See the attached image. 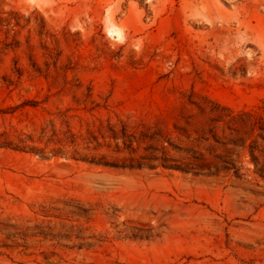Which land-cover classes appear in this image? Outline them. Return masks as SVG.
<instances>
[{
    "label": "rangeland",
    "instance_id": "rangeland-1",
    "mask_svg": "<svg viewBox=\"0 0 264 264\" xmlns=\"http://www.w3.org/2000/svg\"><path fill=\"white\" fill-rule=\"evenodd\" d=\"M99 263L264 264V0H0V264Z\"/></svg>",
    "mask_w": 264,
    "mask_h": 264
},
{
    "label": "bare ground",
    "instance_id": "bare-ground-1",
    "mask_svg": "<svg viewBox=\"0 0 264 264\" xmlns=\"http://www.w3.org/2000/svg\"><path fill=\"white\" fill-rule=\"evenodd\" d=\"M113 32L115 33V35H117L119 38H121L123 35V33H121V31L119 29H114ZM100 264V263H99ZM102 264V263H101Z\"/></svg>",
    "mask_w": 264,
    "mask_h": 264
}]
</instances>
